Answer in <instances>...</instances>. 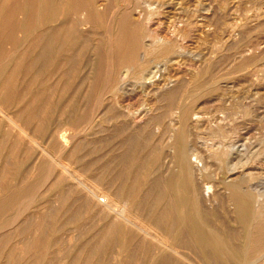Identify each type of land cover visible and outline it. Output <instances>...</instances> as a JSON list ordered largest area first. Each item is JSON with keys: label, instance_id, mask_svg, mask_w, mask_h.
I'll return each instance as SVG.
<instances>
[{"label": "rangeland", "instance_id": "obj_1", "mask_svg": "<svg viewBox=\"0 0 264 264\" xmlns=\"http://www.w3.org/2000/svg\"><path fill=\"white\" fill-rule=\"evenodd\" d=\"M99 1L98 8L102 13L95 18H89L88 21H85L83 24L77 25L78 27L75 26V31L77 30L79 32L76 31L70 35L66 34L69 28L68 26H70L69 23H65V25L60 23L58 25V20L55 22L52 20L55 17L62 18L64 14L63 11L67 9L74 10L78 17H84L87 11L84 9L87 8V0H0V83H3L6 77L7 82L8 79L14 75L7 83L4 81V84L6 83L8 86L5 85L2 87L0 84L2 90L4 89V91H1L0 88V96L2 97H0V101L4 98V100L1 101V103L3 102L1 105L4 106V112L7 116L16 119L17 125L24 126L27 133H34L32 135H35V144L37 143V145H35L25 137L20 138L17 136V133L13 128H10L5 120L0 122V174H4V177L0 175V182L4 179L3 184L2 182L0 183V197L9 191L20 190V195L12 205L0 211V235L5 233L3 238L0 236V250L2 251L6 250L8 247H13L16 253L21 252V241L26 234L25 232H17L18 225L21 222H26V220L30 223L37 222V216L44 206L48 204L56 206L58 204L56 203L57 201L54 200V194H56V191L60 192L68 188L69 186L67 185H71L72 181L58 175V173L60 174V170L57 162L65 161L66 159L63 158L68 156L67 160H70V162L68 161L70 163L69 169L73 171L77 168L76 164L73 163L74 160L71 159L73 156H69L71 147L75 149L73 155L82 156L80 161L83 163L80 162L81 165L91 163L90 167H85L86 171L83 172V170H85L84 167V169H80V171L83 172H80L82 174L80 175L81 179H84L87 175L96 174V172H98L96 169H98L102 162L108 159L110 160L111 156V160L112 158L114 159L120 156L126 157L124 158L127 159L124 161L127 164L125 166H128L126 169H129V166L132 165V163L130 164L129 162H134L131 168L136 177L137 194L133 196V211L138 218L136 217L133 220L137 225H144L145 227H157V225L160 224L161 230L164 231L165 225L163 224H165V222L158 219V215H160L161 211L166 212V209L168 211V207L170 206H167L168 200L165 198L167 196L164 192H162V196H164L163 194H165V196L161 198V192H159V190L161 191L162 188L159 187L161 186L162 179L165 180L164 177L167 176V173L173 165V150L170 148L169 142L172 141L175 132L183 128L184 131H182L185 133L186 138L184 145H187L186 147L189 145L190 148L188 147L187 149H189L192 154L190 155L189 152L191 156L190 159L197 163L194 164H196V166L198 165V168L202 170L201 172L203 174H201L202 176L197 175V182L200 183L197 184L199 189L197 198L199 202V214L203 217L202 219L205 220V224L211 227V229H216L219 233L223 232L228 240L232 236V241H229L232 245L234 243L236 247L239 245L238 247L242 248L249 242L248 245H251V247L254 242V245H259L258 242L264 240V234L259 232L255 233L256 231H254L253 227L256 225L255 222L264 221V204L263 202H255L256 198L258 200L256 192H264V0ZM15 5L18 7L17 11L13 10L16 8ZM140 5L142 8L146 9H142ZM12 6H14V8ZM115 6L117 9H115ZM123 7L124 9H120ZM126 10L127 12L129 11L128 14ZM11 11L12 13L16 11L15 18L12 17L15 19L13 21L10 18L13 15H9ZM105 13L108 16H106ZM118 14L121 18L124 14V18H129V20L133 19L137 22V25H140H138L139 27L149 28L155 35H158L163 40L171 39V41L173 40L175 43L174 53L170 51L166 54H155L154 56L152 54V56L149 55V58L147 55L144 58H148L147 60H149L145 62L149 64L145 67L147 68L145 72H148V70L151 71L148 77L153 83L148 81V77L138 82L139 72L141 71L140 65H138L139 62L135 58V61L132 63H138H136V65L133 64V66L130 63L132 67L130 70L132 72L130 71L131 74L130 72L127 74L125 85L128 86L126 88L129 90L127 89L121 102L119 100L121 107H117L118 105L113 101L112 92L111 95L110 90H106L109 88L106 86L104 80L105 77H107L104 73H109L110 68L112 69L111 71L114 69L117 70V68H115L116 62L113 60H111L113 61L111 63H107V61L104 62V60H106L105 50L108 48V45L106 46V44H108V41L106 42L108 33L104 31L111 16L112 21L116 22L120 19ZM138 14L141 15H139L141 18L138 17ZM8 15L9 17H7ZM136 15L137 18L135 20ZM146 16H148V18H146ZM73 17L74 16L71 18ZM8 18L11 21L7 22L9 20ZM14 21H16L15 24H13ZM68 21H70V19ZM97 21H99L98 24ZM103 21L107 22L104 24ZM94 24H96V26H94ZM11 25L15 26L12 27ZM63 25L65 26L64 28ZM55 27L56 29L59 28L56 30L59 31V33H54L53 37L59 35V39H57L58 37H55V40L53 37L52 39L50 36H43L36 42L35 39H37L39 33L44 32L43 30L45 29L50 30V28L55 30ZM85 29H88L89 32L85 31ZM60 31L62 33H60ZM8 34H10L11 37ZM65 34L68 35L67 38H65ZM5 35L8 36L4 37ZM45 38L47 40L50 39L48 41L51 43L54 40L53 44L50 43L48 46L49 42ZM68 38H72L71 41H68ZM62 39L66 41L63 42ZM33 40H35L36 44L32 42ZM146 40H148L147 37ZM101 41L104 42L102 43ZM45 43L49 51L50 49L52 50L50 51L51 53L48 50L46 51L48 48L45 45L43 46ZM40 45L42 48L38 49L37 47ZM93 47L96 49H93ZM86 49L87 51L90 50L87 52ZM177 51L179 54L177 53L176 55ZM41 52H43L42 54L44 55H42ZM102 52H104V54ZM37 53L38 55H42L39 56L40 59ZM95 53L96 57L94 56ZM99 53L101 56H105L103 57L105 59L98 55ZM140 53L141 51L139 49L138 55ZM45 54L46 56L51 54L50 56L52 57H46ZM160 55L162 56L160 57ZM43 57L46 58L44 59ZM88 57L91 59L89 58V60ZM43 59L44 62L47 59L46 64L41 62ZM69 59L71 63L68 62ZM101 60H103V65L107 66V64H109L108 67L110 68L107 67V71H105L106 67H103ZM92 62H95V65L92 64ZM97 63H101V70L104 69L105 71H101L104 75L102 73L99 74V77L101 76L102 79L97 78L100 82L95 78L98 75V73H95L98 72L96 69ZM48 64L51 66H48ZM52 66L54 68H52ZM74 66L77 69L74 68ZM119 67L124 68L122 64H119L118 68ZM14 68L17 70H14ZM11 69L13 72H17L13 73ZM70 70L72 71L70 72ZM153 70L154 74L152 72ZM68 71L71 75L73 74L72 77ZM9 72L10 77H8ZM92 72L93 75L90 76ZM61 74L62 77H59ZM136 74L138 75L136 76ZM78 77H80V79ZM136 77L138 79H136ZM143 82V86H140ZM89 83L91 84L90 86L95 83L98 88L95 87L96 85L94 84L95 86L93 85V87L95 91H93L94 89L93 87H89ZM129 83H132L134 86ZM145 84L147 87H145ZM103 85L105 86L103 87ZM172 88L175 90H172ZM83 89L88 91L86 92ZM172 91L176 92L172 93ZM85 92L86 94L88 93L89 97L86 96ZM91 93L92 95L94 94V97ZM167 93H170V95ZM37 94L39 95L37 96ZM98 94H100V97ZM80 96H84L87 101H85L84 97L81 98ZM95 97L97 99H95ZM80 98L82 99L81 101ZM110 99L111 101H109ZM69 100L71 101L68 102ZM74 101L75 103L79 102L77 103L78 105H76ZM67 103L68 105L66 106ZM113 103L116 104V108L112 106L114 110L110 109L111 106H109L114 105ZM34 104L37 105L34 107ZM99 104L102 105L98 106ZM39 105L40 107H37ZM32 106L34 108H31ZM19 107L22 110L24 108V112H21L22 114L20 113V109H18ZM28 108H30L31 111ZM122 108L125 110L124 112ZM184 108L185 111L188 110L185 112ZM120 110L122 111V115L119 114L120 116L118 117V112H121ZM183 112L186 114H182ZM190 113H192V115ZM33 114L35 115L33 116ZM16 115L19 116L16 117ZM29 115H32L33 118L31 119L32 116L30 117ZM185 115L186 117H183ZM24 116H27L28 121L30 118V121L28 122ZM51 129L52 131L61 130L57 132H61L60 134L66 137L65 140L68 143V147L71 145L69 147L70 150L68 149L69 151H61L58 146L57 137L54 138L57 132H52ZM50 132H52L54 136ZM49 133L52 136H50ZM72 133L73 135H77L78 133L77 136L75 135L76 138L78 137V142L76 138L72 139L68 136V134L72 135ZM73 141L77 143L75 144ZM79 146L80 148L82 146L81 151ZM165 147L167 148L164 149ZM223 147L226 150H224ZM161 149H164V152ZM76 151H79L77 152L78 154ZM7 152L9 154H7ZM61 152L63 153L61 154ZM160 154L163 155V157H161ZM158 155L160 156L159 158H157ZM165 155L166 158L164 157ZM101 157L104 158L102 159ZM169 160L171 163H169ZM90 161H93V163ZM51 162H53V164H51ZM41 163L44 165H41ZM49 163L52 166H50ZM153 164H156V166ZM149 166L153 167L149 168ZM45 167L46 169L47 167L48 169L51 168L49 169L50 171L46 170ZM55 167V171L57 170V172L52 175ZM92 167L94 170H92ZM149 169L150 171H148ZM2 171L5 172L3 173ZM45 176H47V179ZM45 180L48 182H44ZM59 180H62V182ZM137 180L139 181L137 182ZM67 181L70 182V184ZM55 183L57 184L55 185ZM233 184L234 187L235 185L236 188L238 187L237 189L239 191L242 193L244 192L243 194H245L246 200L244 199L245 201L243 200V203V198L237 199L240 201H235V203L234 199H230L233 197L229 189L232 190ZM138 185L140 189L137 188ZM224 185L232 186L231 188L227 186V188H229L227 189ZM137 189H139V191ZM245 191L247 194L251 193L252 196L250 197V195H247ZM253 195H255V197ZM124 198H126L124 195L119 194V200L121 199L123 201L125 200ZM156 198L159 200H156ZM248 199L255 200L251 203ZM158 201L159 203H157ZM160 201L161 204L163 203L162 205ZM230 201L234 205L231 204ZM236 202L239 207L242 206V208L240 207L241 209L235 206ZM137 204L139 207L136 206ZM233 207L237 210L239 209L237 212L242 211L241 213L244 215V218H246L244 219L245 221H242V224L247 222V225L243 224V226L240 224L241 222H239L237 216H235V214H237L235 213L236 209L234 210ZM250 208H253V211L252 209L250 210ZM259 214H262L263 217L260 216L262 217L260 218ZM233 216L234 220H232ZM251 216L252 219H250ZM235 217L237 219H235ZM256 218L259 221H257ZM11 220H13V222L10 225ZM150 222H154L153 225ZM253 223L254 226L252 227ZM58 224V220L51 218L49 225L45 227L44 233L46 235L44 234V244L47 246L43 248L42 254L46 255L45 257H49L54 255L56 251L61 250V254L66 255V258L61 260L58 264H82L81 262L72 261L70 257L78 250L81 244L90 237V234H92L90 233L92 230L88 229L90 225H87V230L85 228L87 231L85 234L84 229L83 231H80V228L73 230L72 228L74 227L72 224H65L59 232H56L54 228L58 226ZM247 228H250L248 230L250 233L245 232ZM34 231L35 230L32 232L34 234L33 236H38V234H40V231L36 230L39 233ZM245 236L248 237L246 238ZM54 238L58 241L55 242ZM248 238L251 239L249 240ZM246 240L249 242L246 243ZM114 244L115 245H113V242L110 243L106 248V252L94 255L91 258L92 262H99L100 264L178 263L176 259L169 254L166 255L171 259L165 255L154 257L150 245L146 241H142L141 238L132 231L126 233L121 245ZM262 245L259 246L260 249L255 251L256 254L253 253L250 255L251 258L249 257L246 259L244 262L245 264H249L253 261L254 264H257L256 259L264 255V245ZM189 249V247L188 251L187 248L184 249L187 251V256L192 255ZM163 257L168 260L162 263ZM2 260L3 259H0V262ZM178 261L179 264H181V260ZM214 261L216 263L218 260L215 258ZM56 262L58 261L56 260ZM218 262L216 264H218ZM223 262L224 261H221L219 264H223ZM224 264L229 263L227 261Z\"/></svg>", "mask_w": 264, "mask_h": 264}, {"label": "bare ground", "instance_id": "obj_2", "mask_svg": "<svg viewBox=\"0 0 264 264\" xmlns=\"http://www.w3.org/2000/svg\"><path fill=\"white\" fill-rule=\"evenodd\" d=\"M67 1H70V0H67ZM80 2V1H79ZM98 2H100L99 0H87V8H84L86 9V15L83 17H78L76 12L72 9H67L66 11H63L64 14L62 16V18H58V17H55L52 21H56L58 20L59 23H57L58 25L61 23V24H64L65 23H69L70 26H68L69 28L67 29V33L66 34H73L75 33V26L78 27L77 25L79 24H83L85 21H88L89 18H95L96 16H99L102 12L99 10L98 8ZM70 3V2H69ZM80 4V3H79ZM113 4V3H112ZM148 5V4H147ZM146 5V6H147ZM16 6V5H15ZM65 6V5H64ZM128 6V4H127ZM139 6V5H138ZM141 6V5H140ZM14 8V6H12ZM11 7V8H12ZM22 7V6H21ZM67 7V6H66ZM81 7V5H80ZM134 7V6H132ZM144 7V6H143ZM17 6L15 9L13 10H16L17 11ZM108 8V7H107ZM126 8V6H125ZM131 8V7H130ZM142 8V6H141ZM151 8V7H150ZM80 9V8H79ZM114 9V8H113ZM115 9H117V7L115 6ZM114 9V10H115ZM120 9H124L123 8H120ZM132 9V8H131ZM142 9H146V8H142ZM141 9V10H142ZM12 10V9H10ZM9 10V11H10ZM16 11H14V13H11L9 15H13L11 16V20H15L13 19L12 17L15 16V13ZM119 11V10H118ZM135 11V10H134ZM143 11V10H142ZM112 12V11H110ZM114 12V11H113ZM120 12V11H119ZM129 12V11H128ZM127 10H126V13L128 14ZM20 13V12H19ZM107 13V12H106ZM105 13V14H106ZM125 13V12H124ZM139 13V12H138ZM143 13V12H142ZM141 13V14H142ZM110 14V13H108ZM115 14V13H113ZM150 14V12H149ZM147 14V15H149ZM152 14V13H151ZM9 15L7 17H9ZM119 15V14H118ZM134 15V14H133ZM140 14H138V17ZM72 16H74L73 18H71ZM103 16V15H102ZM106 16H108L106 14ZM111 16V15H110ZM120 16V15H119ZM70 17V18H69ZM105 17V16H104ZM104 17H103V20H104ZM126 17V16H125ZM134 17V16H133ZM15 18V17H14ZM108 18V17H107ZM112 18V16H111ZM111 18H109V22L107 21H103L104 24L107 22L106 24V29L104 32L108 33V36H107V40L106 42L108 41V44H106V46L108 47L106 50H105V56H101L100 53L98 55H100L102 58L105 57L106 60H104V62L107 61L108 62H116V66L113 71H111L112 69L110 67H108L109 64H107V66L103 65V60H101L102 62V65L103 67H106L105 68V71H107V67L110 68L109 70V73H104L106 74L105 76V82H106V86L109 88V89H106V90H110V94L112 92L113 94V101L118 105L117 107H121V100L122 98L124 97V95L126 94V91L128 88V86H125L126 85V77H127V74H129V72L131 71L130 68L132 69V67L130 66V63L133 64L132 62H134L135 58L137 59V61L139 62H135L134 65H136V63H138V65H140V72H139V81L138 82H141V80H145L148 76H150V72L148 70V72H145L147 71L145 68L147 66L148 63H145L149 60H147L149 58V55L153 56L156 54H166L168 52H172L173 50H175L174 46H175V43L173 42V40L171 41V39H165L163 40L161 37H159L158 35H155L149 28H142L139 27L136 23V21H134L133 19L129 20V18H124V14L121 18L120 16V19L118 21H112ZM137 18V15L135 17V20ZM141 18V17H140ZM146 18H148V16H146ZM9 19V18H8ZM70 19V21H68ZM6 20V19H5ZM10 19L7 21H11ZM107 20V19H105ZM117 20V19H116ZM139 21V20H138ZM16 21H14L13 24H15ZM99 21H97V24H98ZM102 22V20H101ZM134 22V23H133ZM11 23V24H12ZM90 23V22H89ZM92 23V21H91ZM95 23V22H94ZM140 23V22H139ZM17 24V23H16ZM103 24V23H102ZM146 24V23H145ZM9 25V24H8ZM56 25V24H55ZM63 25V28L65 27ZM86 25V24H84ZM83 25V27H84ZM88 25V24H87ZM108 25V26H107ZM142 25V24H141ZM12 27L15 26V25H11ZM61 26V25H60ZM82 26V25H81ZM80 26V27H81ZM94 26H96V24H94ZM105 26V25H104ZM168 26V25H167ZM58 27V26H56ZM56 27L54 28L55 30H52L50 28V30L48 29H45L43 30L44 32H41L38 34L37 36V39L36 42L38 41V39H41L43 36H50L51 38L53 37L54 33H59V31H56L58 29H56ZM62 27V26H61ZM101 29V28H100ZM104 29V27H103ZM178 29V28H177ZM41 30V31H42ZM62 30V29H60ZM81 30V29H80ZM85 31H88V29ZM93 31V30H92ZM79 32V31H77ZM82 32V31H81ZM89 32V31H88ZM87 32V33H88ZM60 33H62L60 31ZM106 33H105V36H106ZM173 33V32H172ZM174 33H175V30H174ZM65 34V35H66ZM10 36V34H8ZM8 35H5L4 37L8 36ZM80 35V34H78ZM174 35V34H173ZM59 36V35H58ZM55 35V37H58ZM68 35L65 36V38H67ZM76 36V35H74ZM11 37V36H10ZM9 37V38H10ZM49 37V38H50ZM53 37V38H55ZM70 37V36H69ZM73 37V35H72ZM77 37V36H76ZM146 37L148 38V40H146ZM173 37V36H172ZM52 38V39H53ZM75 38V37H74ZM106 38V37H104ZM177 38V37H175ZM46 39V38H45ZM59 39V37L57 38ZM69 39V38H68ZM72 38H70L68 41H71ZM35 40H33L32 42H35ZM47 40V39H46ZM45 40V41H46ZM50 40V39H48ZM47 40V41H48ZM56 40V38H55ZM87 40V39H86ZM7 41V40H6ZM11 41V40H10ZM62 41H66V40H63ZM61 41V43H62ZM88 41V40H87ZM35 42V44H36ZM40 42V40H39ZM49 42V41H48ZM54 42V40H53ZM53 42H49L48 46L51 44H53ZM89 42V41H88ZM99 42V41H98ZM102 42V41H101ZM104 42V41H103ZM102 42V43H103ZM42 43V42H41ZM44 43V42H43ZM100 43V42H99ZM40 44V43H38ZM64 44V43H63ZM101 44V43H100ZM105 44V43H104ZM103 44V45H104ZM31 45V44H30ZM46 46V43L43 44V46ZM84 45V44H83ZM89 45V44H88ZM87 45V46H88ZM37 46V45H36ZM53 46V45H52ZM51 46V48H52ZM86 46V44H85ZM92 46V45H91ZM98 46V45H97ZM105 46V47H106ZM34 47V45H33ZM47 47V46H46ZM45 47V48H46ZM96 47V45H95ZM93 47V49L95 48ZM103 47V46H101ZM36 48V47H35ZM38 49L39 48H42L41 45L37 47ZM43 48V49H45ZM48 48V47H47ZM89 48V47H87ZM91 48V47H90ZM104 48V47H103ZM96 49V48H95ZM101 49V48H100ZM141 51V53L138 55V51ZM41 50V49H40ZM39 50V51H40ZM49 51V48L46 49V51ZM82 50V49H81ZM90 50V49H89ZM88 50V51H89ZM99 50V48H98ZM178 50V49H177ZM42 51V50H41ZM50 51H52L50 49ZM49 51V52H50ZM84 52L86 51L83 50ZM87 51V52H88ZM101 51V50H100ZM86 52V53H87ZM96 52V51H95ZM175 51H173L174 53ZM43 52H41L42 54ZM45 53V52H44ZM47 53V52H46ZM51 53V52H50ZM53 53V52H52ZM104 54V52H102ZM178 51L176 52V55H177ZM179 54V53H178ZM38 55V53H37ZM44 55V54H42ZM42 55H38L39 56H42ZM49 55V54H48ZM51 55V54H50ZM45 56L46 57H52V56ZM96 55V53L94 54V56ZM148 55V58L147 59H144L146 56ZM87 56V55H85ZM92 56V55H91ZM93 56V57H94ZM99 56V57H100ZM137 56V57H136ZM150 56V57H151ZM162 55H160L161 57ZM36 57V55H35ZM45 57V58H46ZM71 57V56H70ZM92 57V59H93ZM96 57V56H95ZM44 58V57H43ZM44 58V59H45ZM90 57H88L89 59ZM98 58V57H97ZM103 58V59H105ZM153 58V57H152ZM159 58V57H158ZM40 59V57H39ZM44 59L43 61V64H46V59L45 62H44ZM65 59V58H64ZM67 59V58H66ZM71 59V58H70ZM70 59L68 62H70ZM85 59V58H84ZM87 59V60H88ZM91 59V58H90ZM89 59V60H90ZM101 59V58H100ZM99 59V60H100ZM139 59V60H138ZM154 59V58H153ZM38 60V59H37ZM113 60V61H111ZM146 60V61H145ZM166 60V59H165ZM65 61V60H64ZM63 61V63H65ZM94 61V60H93ZM97 61V60H96ZM95 61V62H96ZM53 62V61H52ZM83 62V61H82ZM95 62L92 64L95 65ZM31 63V62H30ZM49 63V62H48ZM62 63V64H63ZM71 63V62H70ZM99 63V61H98ZM97 63V64H98ZM124 63V64H123ZM152 63V62H151ZM55 64V63H54ZM58 64V62H57ZM56 64V66H57ZM91 64V65H92ZM101 64V63H100ZM98 65L96 66L97 68V71L98 72H95L96 74L98 73L97 77H95L96 79L98 78H101V76L99 77V74L102 73L101 71H104L101 70V65ZM106 64V63H105ZM119 64H122L124 66V68H121L119 66ZM50 64H48L49 66ZM53 65V63H52ZM66 65V63H65ZM80 65V64H79ZM88 65V64H87ZM149 65V64H148ZM17 66V65H16ZM51 66V65H50ZM86 66V65H85ZM89 66V65H88ZM111 66V65H110ZM64 67V66H63ZM81 67H82V64H81ZM80 67V68H81ZM156 67V66H154ZM52 68H54L52 66ZM51 68V69H52ZM72 68V67H71ZM74 68H76L74 66ZM83 68H84V65H83ZM114 68V67H113ZM136 68H139V67H136ZM135 68V69H136ZM152 68V67H151ZM56 69V67H55ZM77 69V68H76ZM14 70H17L14 68ZM73 70V69H72ZM70 70V72L72 71ZM11 71L13 72V70L11 69ZM75 71V70H74ZM104 71V72H105ZM124 71V72H122ZM11 72V73H12ZM17 71H14L13 73H15ZM55 72V70H54ZM57 72V71H56ZM62 72V71H61ZM60 72V73H61ZM69 72V71H68ZM67 72V74H68ZM69 72V74H70ZM76 72V71H75ZM132 72V71H131ZM130 72V74H131ZM153 74H154V70L152 71ZM12 73V75H13ZM53 73V72H52ZM59 73V75H60ZM88 73V72H87ZM10 74V72L8 73V75ZM66 74V73H64ZM103 74V73H102ZM103 74V75H104ZM126 74V75H125ZM152 74V73H151ZM11 75V76H12ZM71 75V74H70ZM73 75V74H72ZM71 75V77H72ZM93 75V72L92 74H90V76ZM95 75V74H94ZM138 74H136L137 76ZM77 76H80V75H77ZM6 77V76H5ZM10 77V75L8 76ZM14 77V75H13ZM13 77H10V78H13ZM59 77H62V74L61 76ZM86 77V76H85ZM83 77V78H85ZM131 77V76H130ZM7 78V77H6ZM6 78L3 80V83H0L1 86H5L6 83L9 81L6 82ZM80 79V77H78ZM91 78V77H90ZM94 78V77H93ZM94 78V79H95ZM134 78H135V75H134ZM149 78V77H148ZM65 79V78H64ZM68 79V77H67ZM97 79V80H98ZM102 79V78H101ZM136 79H138L136 77ZM83 80V79H81ZM93 80V79H92ZM91 80V82H92ZM128 80V79H127ZM134 80V79H132ZM155 80V79H154ZM153 80V81H154ZM4 81L6 82L4 84ZM44 81V80H43ZM137 81V80H136ZM149 82H152V80L149 78L148 80ZM147 81V82H148ZM156 81V80H155ZM158 81V80H157ZM1 82V81H0ZM82 82V81H81ZM98 82H100L98 80ZM137 82V83H138ZM10 83H11V80H10ZM135 83V82H133ZM153 83V82H152ZM157 83V82H156ZM215 83V82H214ZM3 84V85H2ZM9 84V83H8ZM95 83H93L94 85ZM97 84V82H96ZM95 84V85H96ZM130 85L132 83H129ZM127 84V85H129ZM144 82L142 84H140V86H143ZM147 84V83H146ZM145 84V87H147ZM89 87H93L90 86L91 84L89 83L88 84ZM94 85V86H95ZM139 85V83H138ZM153 85V84H152ZM214 85V84H213ZM0 86L1 88V91H4V89L2 90V87ZM8 86V85H6ZM105 85H103L104 87ZM132 86H134L132 84ZM139 86V87H140ZM95 87L98 88V86L96 85ZM102 87V88H103ZM49 88V87H48ZM141 88V87H140ZM9 89V88H8ZM93 91H95V88L93 87ZM112 89V91H111ZM10 90V89H9ZM84 90V89H83ZM82 90V91H83ZM105 90V89H104ZM129 90V89H128ZM171 90V89H170ZM172 90H175L174 88H172ZM84 91H88V90H84ZM92 92V90H90ZM89 91V92H90ZM204 91V90H203ZM9 92V91H8ZM85 92V94H86ZM109 92V91H108ZM176 91H172V93H174ZM94 93V92H92ZM91 93V95H92ZM9 94V93H7ZM84 94V92H83ZM109 94V95H110ZM111 94V95H112ZM170 95V93H167ZM195 94V93H194ZM192 94V95H194ZM4 95V93H3ZM39 94H37L38 96ZM82 95V94H81ZM99 97H100V94H98ZM97 95V96H98ZM102 95V93H101ZM108 95V96H109ZM130 95V94H129ZM168 95V96H169ZM87 97L88 96V93L86 94ZM94 97V94L92 95ZM90 96V97H92ZM1 97V96H0ZM5 97V95H4ZM81 97V96H80ZM84 97V96H83ZM81 97V98H83ZM2 98V97H1ZM8 98V97H7ZM80 98V101L82 100ZM121 98V99H120ZM182 98V97H181ZM10 99V98H9ZM36 99V98H35ZM85 99V97H84ZM91 99V98H90ZM95 99H97L95 97ZM103 99V98H102ZM4 100L1 99V101ZM8 100V99H7ZM89 100V98H88ZM120 100V102H119ZM182 100V99H181ZM0 101V122H3L4 120L9 124L10 128H13L14 131L17 133V136H19L20 138H26L27 140L31 141V143H34L35 144V139H34V136L30 133H27L25 131V127L22 126V125H17L16 124V119L14 117H9L5 114L4 112V106L1 105L3 104V102L1 103ZM35 101V100H33ZM71 100H69L68 102H70ZM85 101H87L85 99ZM111 101V99L109 100ZM100 102V101H99ZM123 102V101H122ZM186 102V101H185ZM8 103V102H7ZM37 103V102H36ZM40 103V102H39ZM75 103V101H74ZM79 103V102H77ZM77 103H75L76 105H78ZM94 103V102H93ZM96 103L98 104L97 100H96ZM102 103V101H101ZM111 103V102H110ZM113 103L114 105H109L111 106L110 109H112L113 107L112 106H115L114 108H116V104ZM242 103V102H241ZM43 104V103H42ZM64 104V103H63ZM72 104V103H71ZM82 104V103H81ZM5 105H6V101H5ZM9 105V103H8ZM35 105L37 104H34V107ZM68 105V103L66 104V106ZM102 104H99L98 106H100ZM28 106V105H26ZM81 106V105H80ZM184 106V105H183ZM24 107V106H23ZM33 106L31 108H34ZM37 107H40L37 106ZM94 107V106H93ZM92 107V108H93ZM97 107V106H95ZM78 108V107H77ZM76 108V109H77ZM80 108V107H79ZM179 108V107H178ZM18 109H20V113L21 112H24V108L23 110L19 107ZM30 109V108H28ZM101 109V108H100ZM119 109V108H118ZM121 109V108H120ZM181 109V108H180ZM26 110V109H25ZM92 110V109H91ZM90 110V111H91ZM114 110V109H112ZM110 110V111H112ZM116 110V109H115ZM188 110V109H187ZM186 110V111H187ZM31 111V109H30ZM121 111V110H120ZM122 111L124 112L125 110H123L122 108ZM122 111L121 112H118V117L120 116L119 114L122 115ZM184 111H185V108H184ZM185 111V112H186ZM192 111V109H191ZM19 112V111H18ZM77 112V111H76ZM115 112V111H113ZM112 112V113H113ZM117 112V111H116ZM182 112V111H181ZM189 112V111H188ZM30 113V112H29ZM79 113V112H78ZM92 113V112H91ZM90 113V115H91ZM127 113V112H125ZM22 114V113H21ZM28 114V113H27ZM32 114V113H30ZM116 114V113H115ZM128 114V113H127ZM182 114H186V113H182ZM192 115V113H190ZM189 114V115H190ZM195 114V113H193ZM25 115V114H24ZM35 114H33L34 116ZM75 115V114H74ZM117 115V114H116ZM125 115V114H123ZM15 116V115H14ZM19 116V115H16V117ZM30 116V115H29ZM32 116V115H31ZM30 116V117H31ZM33 116L31 117V119L33 118ZM79 116V115H78ZM113 116V115H112ZM127 116V115H126ZM115 117V116H113ZM154 117V116H153ZM183 117H186L183 116ZM223 117V116H222ZM19 118V117H18ZM24 118L27 119V116H24ZM146 118V117H145ZM161 118V117H160ZM126 119V118H125ZM182 119V118H181ZM150 120V119H149ZM183 120V119H182ZM28 121V119H27ZM29 121H30V118H29ZM28 121V122H29ZM26 122V120H25ZM135 122V121H134ZM221 122V121H219ZM119 123V122H118ZM132 123V122H131ZM101 124V123H100ZM212 125V124H211ZM210 125V126H211ZM115 127V126H113ZM213 127V126H212ZM8 128V127H7ZM54 128V127H53ZM120 128V127H119ZM155 128V127H154ZM50 129V128H49ZM55 129V128H54ZM84 129V128H83ZM116 129V128H115ZM48 130V129H47ZM59 130V129H58ZM57 130V131H58ZM184 131V128L182 129ZM182 130H179L177 132H175L174 134V137L172 139L171 142H169V146L170 148L173 150V155H172V168L169 170V172L167 173V176H165V180L162 179L161 181V186L159 188H162L161 191L159 190V192H161V198L165 196L167 200H168V204L167 206H170L168 207L169 210L167 211L166 209V212H162L160 213V215H158V219H161L165 222V230H161L160 228V224H157L159 225V228H158V225L157 227L155 226H147L145 227L144 225H137L133 219H135L137 217L136 213L133 211L134 209V205H133V196L136 193V177H135V174H133V169L131 168L133 163L134 162H129L130 164L132 163V165H130L129 169H126V167L128 168V166H125L127 165L126 162H124L125 160L127 159H124L126 157H122L120 155V157H116V158H112L111 160V157H110V160H106L104 162H102V164L98 167V172H96V174H90V175H87L84 177V179H81L80 178V175H82L81 173H83L84 171H86V168L90 167L91 166V163H93V161H90L89 163L90 164H82L80 161L82 158V156H79V155H73L74 152H75V149H73L72 147L70 148L71 151H70V155L69 156H73V163L76 164L77 168L73 171H71L69 169V162L70 160H67V157L66 158H63V159H66L65 161H62V162H57L58 163V166H59V170H60V174L58 173V175H60L61 177H63L64 179H69L70 181H72L71 185H67L69 186L68 188L58 192L56 191V194H54V200L57 201L56 203H58L56 206L52 205V204H48L46 206L43 207V209L40 211L39 215L37 216L38 217V221L35 222V223H30V222H21L18 227H17V232L18 233H23L25 232V236L24 238L22 239L21 241V252H17L16 253V250L13 248V247H8L6 248V250H0V259H3L0 264H58L59 262H61V260H63L64 258H66V255H63L61 254L62 252H60L59 250L55 252L54 255L52 256H49V257H45L46 255L42 254L43 253V248H45L47 245H45L44 243V232H45V227H47L49 225V221L51 218H54L56 220L59 221V224L58 226H55L54 230L56 232H59L62 227L65 225V224H72L74 228H72L73 230H77L78 228H80V231L83 229L87 230V225L89 226L88 229H91L92 234H90V237L83 243L81 244V246L78 248V250L76 252H74L70 259L72 261H77V262H81L82 264H100L99 262H92V257L94 255H97V254H102L104 252H106V248L109 246L110 243L113 242V245H115L114 243L118 244V245H121V242L124 241V237L126 236V233L127 232H134L137 236H139L141 238L142 241H146L149 245H150V248H151V251H152V254L154 255V257L156 256H162V255H165L166 257L168 255L166 254H169L170 256H172L174 259H176V261L178 263H175V264H179V261L178 260H181V264H216L218 261H224V263H226L228 261L229 264H245L244 262L246 261V259H248L249 257L251 258L250 255H252L253 253H255V251H257L258 249H260V245H264V240L261 241V242H258L259 245L255 244L254 242V246L252 245H248L250 242L246 240V243L249 242L247 245L245 244L244 247H241L242 248H239L238 246H234V243L232 245V243L230 241H232L231 239L233 238L231 236V238L228 240V238H226V236L222 233H219V231L217 232L216 229L214 230L211 229V227H209L208 225L205 224V220H203L200 216V212H199V205H198V192H199V189H198V186L197 184H200L199 182H197V175H200L202 176V170L200 168H198V165L196 166V162H193L190 158L192 155L191 152L189 151V149H187L189 147H186L187 145H184V142H185V133L182 131ZM52 131V129H51ZM55 130H53L52 132H54ZM55 131V132H57ZM61 131V130H59ZM182 131V132H181ZM48 132V131H47ZM52 132H50L52 134ZM78 132V131H77ZM49 133L50 136H52L51 134ZM61 133V132H60ZM59 132L56 133V136L57 137V142H58V146L60 147L61 151H66L69 149V146L68 147V143L67 141L65 140L66 137L63 136V134L61 135ZM55 134V133H54ZM76 135V134H75ZM75 135H72L68 134V136L72 139L76 138ZM78 135V133H77ZM76 135V136H77ZM210 135V134H209ZM74 136V137H73ZM211 136V135H210ZM111 137V136H110ZM78 138V137H77ZM77 138H76V141H77ZM105 140V139H104ZM192 140V139H191ZM72 141V140H71ZM28 142V141H27ZM74 142V141H73ZM78 142V141H77ZM76 142V143H77ZM114 142V141H113ZM129 142V141H128ZM75 143V142H74ZM75 143V144H76ZM121 144V143H120ZM37 145V143L35 144ZM205 145V144H204ZM39 146V144H38ZM168 146V145H167ZM209 146V145H207ZM43 147V146H42ZM192 147V145H191ZM194 147V146H193ZM200 147V146H199ZM167 147H165L164 149H166ZM190 148V147H189ZM229 148V147H228ZM59 149V151H60ZM69 149V150H70ZM79 149L81 151L82 149V146L80 148L79 146ZM78 149V150H79ZM89 149V148H88ZM164 149L162 150L164 152ZM193 149V148H192ZM224 149V147H223ZM68 150V151H69ZM226 150V149H224ZM231 150V149H229ZM79 152V151H76V153ZM162 152V153H163ZM167 152V151H166ZM165 152V153H166ZM169 152V150H168ZM167 152V153H168ZM189 152H190V155H189ZM223 152H226V151H223ZM60 153V152H59ZM63 152H61L62 154ZM113 153V152H112ZM161 153V152H160ZM170 153V152H169ZM7 154H9L7 152ZM78 154V153H77ZM126 154V153H125ZM124 154V155H125ZM108 155V154H107ZM161 155V154H160ZM167 155V154H166ZM166 155L164 156L166 158ZM58 156V154H57ZM56 156V157H57ZM62 156V155H61ZM105 156V155H103ZM117 156V155H115ZM171 156V155H169ZM168 156V157H169ZM107 157V156H106ZM160 156L158 155L157 158H159ZM161 157H163V155H161ZM61 158V159H62ZM100 158V157H99ZM98 158V159H99ZM102 158V157H101ZM104 158V157H103ZM102 158V159H103ZM97 159V158H96ZM132 159V158H131ZM59 160V159H58ZM156 160V158H155ZM162 160V159H161ZM69 161V162H68ZM101 161V160H100ZM137 161V160H136ZM158 161V159H157ZM95 162V161H94ZM56 163V164H57ZM83 163V162H82ZM98 163V162H97ZM128 163V162H127ZM128 163V164H129ZM137 163V162H136ZM155 163H159V162H155ZM162 163V162H160ZM169 163L170 160H169ZM196 163V164H194ZM50 164V163H49ZM48 164V165H49ZM51 164H53V162H51ZM50 164V166H52ZM163 164V163H162ZM161 164V165H162ZM199 164V163H198ZM5 165V164H4ZM41 165H44L41 163ZM40 165V166H41ZM74 165V164H73ZM137 165V164H135ZM139 165V164H138ZM154 165V164H153ZM160 165V164H159ZM55 166V165H54ZM156 166V164L154 165ZM83 172L80 171V169H84ZM138 167V166H137ZM153 167V166H152ZM149 166V168H152ZM161 167V166H160ZM3 168V167H2ZM1 168V170H2ZM93 168V167H92ZM159 168V167H158ZM46 169V167H45ZM51 169V168H49ZM48 167L46 170H49ZM56 167L54 168V172H52V175L55 174V172H57V170L55 171ZM136 169V168H135ZM155 169V168H154ZM157 169V167H156ZM94 170V168L92 169ZM91 170V171H92ZM95 170V171H96ZM153 170V169H152ZM50 171V170H49ZM90 171V170H89ZM150 171V169L148 170ZM3 173L5 171H2ZM43 172V171H42ZM59 172V171H58ZM81 172V173H80ZM135 172V171H134ZM138 172V171H137ZM136 172V173H137ZM146 172V171H145ZM200 172V173H199ZM1 173V172H0ZM44 174V173H43ZM145 174V173H144ZM148 174V172H147ZM202 174V175H201ZM1 175V174H0ZM46 175V174H45ZM47 175L49 176V174L47 173ZM85 175V173H84ZM138 175V174H137ZM143 175V173H142ZM146 175V174H145ZM144 175V176H145ZM4 177V174L1 175ZM55 176V175H54ZM57 176V175H56ZM43 177V176H42ZM41 177V178H42ZM47 176H45L46 178ZM139 177V175H138ZM205 177V176H204ZM44 178V179H45ZM57 178V177H56ZM142 178V177H141ZM146 178V177H145ZM160 178V177H159ZM158 178V179H159ZM2 179V177H1ZM47 179V178H46ZM143 179V178H142ZM104 180V181H103ZM4 181V179H3ZM3 181L2 184H3ZM60 181V180H59ZM64 181V180H63ZM103 181V182H101ZM139 180H137L138 182ZM222 181V180H221ZM0 182V183H1ZM44 182H48V181H44ZM62 182V180L60 181ZM68 182V181H67ZM70 184V182H68ZM157 183V182H156ZM1 184V186H2ZM47 184V183H46ZM57 183H55L56 185ZM139 184V183H138ZM223 184V182H222ZM226 184V183H225ZM61 185V183H60ZM230 185V183H229ZM227 185V186H229ZM66 186V187H67ZM154 186V185H153ZM159 186V185H158ZM226 186V185H224ZM227 186L225 188H227ZM232 186V185H231ZM231 186H229L231 188ZM156 187V186H154ZM209 187V186H208ZM140 189V186L138 185V187ZM157 188V187H156ZM158 188V189H159ZM234 188V189H233ZM238 188V187H237ZM236 188V185L234 187V184L232 186V190H230L229 188V191L232 192V197L233 198H230L231 200L234 199V203L235 201H240V200H237V199H240V198H243L242 199V203H243V200L245 199L246 200V196L245 194H243L241 191H239L238 189ZM63 189V188H62ZM139 189H137L139 191ZM209 189V188H208ZM210 190V189H209ZM38 191V190H37ZM206 191V190H205ZM228 191V192H229ZM58 192V193H57ZM158 192V193H159ZM162 192H164L165 194H163L164 196H162ZM207 192V191H206ZM4 193V192H3ZM246 193V191H245ZM258 191L256 192V195L258 196V200L256 198L255 202L258 201L260 203L263 202L264 204V195L263 193H258ZM119 194L121 195H124L126 198H124L125 200H119L118 199V196ZM209 194V193H208ZM247 194V193H246ZM262 194V195H261ZM20 195V190H12V191H9L8 193H5L4 195H2V197H0V211H3L4 208H7L9 206L12 205V203L18 198V196ZM229 195V197H230ZM247 195H250V197L252 196L251 193L247 194ZM255 197V195H253ZM121 197V196H120ZM30 198V197H29ZM159 198H160V194H159ZM160 198V200H161ZM136 199V198H135ZM229 199V200H230ZM26 200V199H25ZM24 200V201H25ZM31 200V199H30ZM29 200V201H30ZM138 200V199H137ZM136 200V201H137ZM156 200H159L156 198ZM244 200V201H245ZM249 200V199H248ZM247 200V201H248ZM254 200H249L251 203L252 201ZM261 200V201H260ZM163 201V200H162ZM18 202V201H17ZM164 202V201H163ZM233 202V201H232ZM20 203V202H19ZM137 203V202H136ZM156 203V202H155ZM159 203V201L157 202ZM231 203V201H230ZM240 203V202H239ZM250 203V204H251ZM259 203V204H260ZM160 204H161V201H160ZM163 204V203H162ZM161 204V205H162ZM233 204V203H231ZM245 204V203H244ZM159 205V204H157ZM166 205V204H164ZM234 205V204H233ZM241 205V204H239ZM247 205V204H246ZM254 205V204H253ZM252 205V207H253ZM138 206V204L136 205ZM235 206L237 207V202L235 204ZM249 206V204H248ZM256 206V205H255ZM259 206V205H258ZM139 207V206H138ZM137 207V208H138ZM242 208V206H240ZM238 206V208H240ZM246 207V206H245ZM250 207V206H249ZM248 207V208H249ZM234 210L236 209L235 207H233ZM240 208V209H241ZM247 208V207H246ZM256 208V207H255ZM252 209L253 211V208H250V210ZM263 209V207H262ZM137 210V209H136ZM233 210V209H232ZM233 210V211H234ZM239 210V209H238ZM236 209V212L237 214H235V216H237L238 218V221L241 222L240 224H242V221H245L244 219V215ZM260 210V209H259ZM232 211V212H233ZM258 211V210H257ZM245 212V211H243ZM248 212V211H247ZM246 212V213H247ZM262 212V210H261ZM259 212V213H261ZM264 212V211H263ZM21 213V212H20ZM251 213V212H250ZM254 213H258V212H254ZM139 215V214H138ZM252 215V214H251ZM14 216V215H13ZM248 216V215H247ZM262 216V214L260 215L259 214V217ZM16 217V216H15ZM14 217V218H15ZM33 217V216H32ZM36 217V218H37ZM153 217V216H151ZM155 217V216H154ZM263 217V216H262ZM260 217V218H262ZM13 218V217H12ZM11 218V219H12ZM61 218V219H60ZM138 218V217H137ZM235 217V219H237ZM258 218V216H257ZM256 218V220H257ZM259 218V219H260ZM63 219V220H62ZM151 219V218H150ZM252 219V216L251 218ZM16 220V219H15ZM14 220V222H15ZM153 220V219H152ZM232 220H234V216L232 218ZM248 220V219H247ZM264 220V219H263ZM29 221V219H28ZM141 221V220H140ZM157 221V220H156ZM249 221V220H248ZM251 221V220H250ZM259 221V220H257ZM13 220H11L10 222V225L12 224ZM252 222V221H251ZM151 223V222H150ZM154 223V222H153ZM153 223H151L153 225ZM207 223V222H206ZM238 223V222H237ZM247 222H245L244 225H247L246 224ZM9 224V223H8ZM140 224V223H139ZM242 224V225H243ZM249 224V223H248ZM255 226H254V223L252 224V227L254 229V231H256L255 233L259 232L261 234H264V221H259V222H255ZM6 225V224H5ZM5 225H3L4 227H6ZM243 225V226H244ZM251 225V224H250ZM249 225V226H250ZM162 226V225H161ZM3 227V228H4ZM51 227V226H50ZM163 227V226H162ZM242 227V226H241ZM246 227V226H245ZM251 227V226H250ZM2 228V229H3ZM164 229V228H163ZM250 229V228H249ZM247 228V233H250L248 232L249 230ZM4 230V229H3ZM33 230H35L34 232H37L36 230L40 231V234H38V236H33L34 234L32 233ZM85 230V234L87 233V231ZM224 230V229H223ZM222 230V231H223ZM243 230V229H242ZM89 231V230H88ZM228 231V230H227ZM240 231V230H239ZM244 232V231H243ZM39 233V232H37ZM36 233V234H37ZM239 233V232H237ZM5 234V233H4ZM4 234H1L0 236H4ZM28 234V235H27ZM228 234V233H227ZM243 234V233H242ZM254 234V233H253ZM46 235V234H45ZM84 235V233H83ZM233 235V234H232ZM236 235V233H235ZM241 235V234H239ZM238 235V236H239ZM77 236V235H76ZM234 236V235H233ZM252 236V235H251ZM250 236V237H251ZM260 236V235H259ZM67 237V236H65ZM235 237V236H234ZM246 238L248 236H245ZM256 237V236H255ZM261 237V236H260ZM264 237V236H263ZM262 237V238H263ZM236 238H237V235H236ZM240 238V237H239ZM254 238V236H253ZM252 238V239H253ZM131 239V238H130ZM242 239V238H241ZM249 240L251 238H248ZM257 239V238H256ZM261 239V238H260ZM259 239V240H260ZM264 239V238H263ZM62 240V239H61ZM254 240V239H253ZM54 241L57 242L58 240L56 238H54ZM256 241V240H255ZM54 242V244H55ZM241 242V241H240ZM243 242V241H242ZM181 243H184V244H181ZM45 246H44V245ZM236 245V244H235ZM262 245V246H263ZM192 246V247H191ZM119 247V246H118ZM121 247V246H120ZM123 247V246H122ZM188 247L191 249H189L190 253L192 254L191 256H187L188 254L186 253L188 251ZM259 247V248H258ZM264 247V246H263ZM262 247V248H263ZM185 248H187V251L184 250ZM260 251V250H259ZM262 251V249H261ZM142 252V251H141ZM264 252V251H263ZM119 253V252H117ZM189 253V252H188ZM189 253V255H190ZM258 253V252H257ZM48 254V253H47ZM151 254V255H152ZM259 254V253H258ZM263 254V253H262ZM132 255V254H131ZM128 256V255H127ZM133 256V255H132ZM253 256H257V255H253ZM130 257V256H128ZM169 257V256H168ZM259 257V256H258ZM257 257V258H258ZM170 258V257H169ZM215 258L216 260H218L216 263H215ZM68 259V258H67ZM69 259V260H70ZM171 259V258H170ZM214 259V260H213ZM256 259V258H255ZM56 260L58 262H56ZM162 263L165 262L166 260H168L167 258L163 257L162 258ZM250 260V259H249ZM248 260V261H249ZM254 260V259H253ZM252 260V261H253ZM257 260V264H264V255L259 257V259H256ZM171 261V260H170ZM174 261V260H173ZM63 262V261H62ZM218 262V264L220 263ZM254 262V261H253ZM253 262H250L249 264H254ZM139 263V262H138ZM167 264V262H165ZM71 264V263H70ZM170 264V263H169Z\"/></svg>", "mask_w": 264, "mask_h": 264}]
</instances>
